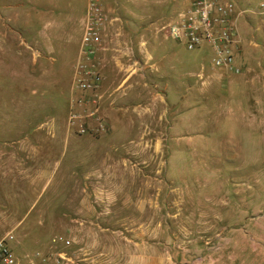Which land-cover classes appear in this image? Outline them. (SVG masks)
<instances>
[{
    "label": "rangeland",
    "instance_id": "1",
    "mask_svg": "<svg viewBox=\"0 0 264 264\" xmlns=\"http://www.w3.org/2000/svg\"><path fill=\"white\" fill-rule=\"evenodd\" d=\"M243 1L233 18L240 72L213 66L209 46L171 37L173 58L144 72L135 37L129 61L143 92L108 108L99 99L97 128L93 102L64 105L80 30L68 44L43 37L48 23L85 18L88 0H0V237L12 231L16 256L62 250L66 264H135L146 241L167 239L190 264H264V13ZM99 2L107 18H132L135 36L146 26L169 36L185 6ZM63 42L64 58L48 53ZM72 111L87 132L69 123Z\"/></svg>",
    "mask_w": 264,
    "mask_h": 264
},
{
    "label": "built area",
    "instance_id": "2",
    "mask_svg": "<svg viewBox=\"0 0 264 264\" xmlns=\"http://www.w3.org/2000/svg\"><path fill=\"white\" fill-rule=\"evenodd\" d=\"M235 6V0H185V6L177 13L175 20L165 26L166 32L188 50L202 45L209 46L213 66L240 72L241 67L235 60V47L240 43L239 33L233 21ZM254 9L264 13V0H257ZM113 19L107 18L99 0H88L79 46L81 61L74 87L82 92L81 98L93 102L94 107L88 115L95 119L97 128L104 125L97 105L102 81L97 53L107 25ZM83 119L80 111H72L69 123H76L78 131L85 133L88 129ZM13 240L12 231L0 237V264H66L65 261L69 259L62 250H57L53 256L36 251L31 257L22 259L14 254ZM52 241L55 242L56 239ZM69 243L70 240L66 239L61 244Z\"/></svg>",
    "mask_w": 264,
    "mask_h": 264
},
{
    "label": "crops",
    "instance_id": "3",
    "mask_svg": "<svg viewBox=\"0 0 264 264\" xmlns=\"http://www.w3.org/2000/svg\"><path fill=\"white\" fill-rule=\"evenodd\" d=\"M235 1L236 6L234 8V14L237 12V15L239 16L243 13V11L239 7L242 6V2L244 1ZM245 1L247 2V5H250L252 3L251 0ZM254 1L256 2L257 0ZM84 19L85 18H83V16H81L80 18H64L61 23L57 22L56 26H51L48 23L47 31L43 30L44 38L49 40L64 39L66 44H68V42L72 40L74 34L73 32H75L76 30L75 27H78V29L80 30L74 59L70 63L72 66L71 78H73L76 74L79 68V63L81 61L79 46ZM140 19L141 21L147 22L156 21V18ZM132 20V18H114L112 21H110L103 35L102 45L97 53V59L102 74L99 95L100 100L106 102V108H108V106L110 105L112 106V104L114 103L129 101L131 97L136 96L137 94L140 95L143 92V90L137 92L138 82L132 80L133 76H137L135 74L138 70L136 61L133 63L129 61V58L131 56L130 48L132 39L135 40V37H137L141 41L140 44L144 45L139 49L142 51V56L144 59L141 65V68L144 70V72L148 69H154V71L161 70V55H165L167 52H169V54L173 58V42H169V36L164 37L161 35V33H158V30L154 31L149 26L145 27L146 31L135 36V34L131 33V23L133 22ZM65 43L63 42L57 50H55L53 46H50L48 53L55 54V51H57L59 57L64 58L67 53V46ZM149 59H151V61ZM134 78L135 77H133V79ZM144 81L145 80H143L140 85H143L146 88L151 86V84H146ZM214 83L221 86L226 85V82L223 83L222 80H216ZM152 85L155 87V85L158 84H156V82H153ZM227 85L229 86V81L227 82ZM146 91L147 90H145V92ZM80 97V91L71 86L64 102V105L67 109L66 111H68L73 103L79 100ZM76 105L80 106L82 104L77 103ZM66 127L70 128L69 124H66ZM76 147L80 151H84L87 150L86 148H91L92 145L88 144L85 146L77 143ZM79 157L80 159H83V157L90 159L91 156L89 154H81ZM180 247L182 246L177 245L173 240L156 239L153 241H146V243L143 245V248H141L137 252H134L132 256L129 254V252L126 253L129 254V257H132L131 261L133 260L135 264H190V262H188L184 258V254L182 253V251L178 250V248ZM182 249H184V247H182ZM112 253V251L106 249L102 258L104 257L106 258V260L111 261L112 259H114ZM179 253H181V259L179 258ZM98 257L100 258L101 256ZM126 263H129V261L127 260Z\"/></svg>",
    "mask_w": 264,
    "mask_h": 264
}]
</instances>
